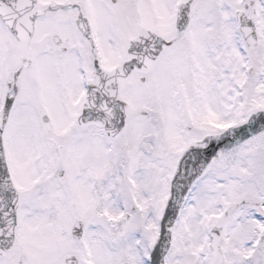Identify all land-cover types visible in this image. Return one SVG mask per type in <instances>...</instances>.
I'll list each match as a JSON object with an SVG mask.
<instances>
[{"label": "snow or ice", "instance_id": "snow-or-ice-1", "mask_svg": "<svg viewBox=\"0 0 264 264\" xmlns=\"http://www.w3.org/2000/svg\"><path fill=\"white\" fill-rule=\"evenodd\" d=\"M0 264H264V0H0Z\"/></svg>", "mask_w": 264, "mask_h": 264}]
</instances>
